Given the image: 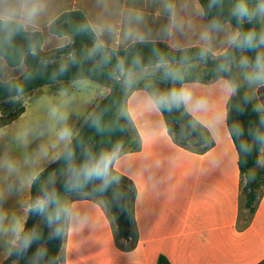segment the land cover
<instances>
[{"label":"crops","instance_id":"0c3cea01","mask_svg":"<svg viewBox=\"0 0 264 264\" xmlns=\"http://www.w3.org/2000/svg\"><path fill=\"white\" fill-rule=\"evenodd\" d=\"M70 13L82 14L94 43L106 49L161 43L175 51L204 49L219 58L241 38L230 23L213 25L198 0H0V20L39 33L40 53L49 56L74 43L72 34L52 29ZM59 56L50 62L67 59ZM177 64L172 66L173 94L214 146L199 152L179 145L151 87L136 85L138 73L149 67L127 75L118 113L131 120L140 147L117 152L113 167L135 188V228L130 239H117L101 202L64 198L67 231L59 264H158L161 257L169 264H264V182L252 213L245 206L239 153L227 123L235 88L227 77L192 81L180 68L177 75ZM162 65L172 68L156 66ZM27 70L24 61L12 67L0 55L1 82L20 79ZM236 71L264 120L259 93L264 82L251 86L249 76L238 74V61ZM41 88L45 92L35 110L22 104L25 111L0 128V264H16L21 258L19 254L12 260L23 248L35 179L59 160L111 92L92 79L56 81ZM39 89L4 103L23 102ZM262 167L264 145L255 169Z\"/></svg>","mask_w":264,"mask_h":264},{"label":"trees","instance_id":"16d2710c","mask_svg":"<svg viewBox=\"0 0 264 264\" xmlns=\"http://www.w3.org/2000/svg\"><path fill=\"white\" fill-rule=\"evenodd\" d=\"M208 20L213 25L232 24L241 34L240 43L232 46L223 56L213 58L204 49L193 48L175 51L161 43L136 44L121 49L119 60L100 55L95 51L92 59L90 50L93 45L91 29L80 13H70L59 18L53 24L56 33L72 34L74 43L67 51L72 56L61 62H50L41 58V36L29 33L16 22L0 20V55L8 65L19 66L23 61L28 66L27 73L20 79L7 82L0 81V104L7 100L23 96L56 81L92 79L111 89L110 94L96 107L80 132L73 138L64 154L43 171L34 181L32 187L31 209L26 229L22 234L23 248L13 254V259L21 253L19 264H59L58 256L65 242L67 231V213L61 199L69 191L87 194L101 202L114 222L117 239H130L136 225L134 201L136 196L132 182L119 174L113 167V173L125 180L119 184L106 167V160L118 150L128 145L125 152L137 150L140 139L131 131V120L121 116L118 108L124 93V79L127 75L159 64L176 62L191 63L195 59H203L206 66L190 80L213 81L227 77L235 88V95L229 102L227 123L231 136L239 153V165L243 177L248 184L243 187L245 206L252 213L259 197V190L264 182V167L255 168L259 164V153L264 145V120L254 106L251 97L235 74V60L239 50L243 49L251 65L258 61L257 49L261 44L262 27L255 17L243 22L234 12V5L242 0H198ZM263 5L264 0H255ZM100 50H108L98 47ZM106 52V51H105ZM230 68V73L227 72ZM124 71L122 77L118 76ZM263 75L264 72L260 71ZM172 72L164 82L165 97L169 107L161 105L157 95L151 90L163 112L168 130L173 139L182 147L205 152L214 146V140L202 130L197 121L184 109L172 90ZM164 84L160 83L162 87ZM264 91V90H263ZM261 91V96L264 93ZM25 108L21 106L15 112L0 111V128L16 120ZM8 113V114H6ZM195 126V129H194ZM189 132L198 140L195 147L179 142L176 133L185 135ZM251 169L255 170L253 177ZM68 174L50 192L41 193L40 182L47 175ZM250 181V182H249ZM47 196L48 202L43 206H35L36 198ZM158 264H169L161 257Z\"/></svg>","mask_w":264,"mask_h":264},{"label":"rangeland","instance_id":"374dc122","mask_svg":"<svg viewBox=\"0 0 264 264\" xmlns=\"http://www.w3.org/2000/svg\"><path fill=\"white\" fill-rule=\"evenodd\" d=\"M235 11L237 13V16L243 21L247 22L250 20H253L255 17L260 21L261 27H262V33H261V44L259 45L257 52H258V61L255 65H251L248 61V58L246 56V53L243 49L239 50L237 55H236V60H235V74H237L236 71V63L238 61V74L244 78V76H249L250 78V84L251 86H256L258 83H263L264 82V75L260 72H264V4L261 5L257 3L255 0H242L238 1L237 6L235 8ZM241 41H239L240 43ZM90 50L92 52V59L95 60L96 55L95 51H97L100 55L108 56L109 58H113L115 60H119L121 58L120 52H122L121 49L119 50H114V49H108V50H100L98 46L93 42V45H91ZM65 54L64 59L70 58L71 51H62L60 52L59 55ZM41 58L45 60H60L62 57L59 55H46V54H38ZM178 63L176 66L175 72L178 73L180 72V69L182 71L184 70L185 73L187 74V77H195L198 76L199 74H202L203 69L205 68L206 64L203 61V59H195L194 62L191 63H182V62H176ZM175 63V64H176ZM252 66L253 68V73H250V67L248 64ZM174 64V65H175ZM173 65V67H174ZM173 67L170 68L169 65H162V66H155V67H149L144 69L143 71L139 72V80L136 82V85H149L151 89L154 91L155 95H157V98L160 102L161 105H167L169 107V101L168 98L165 97V92H164V82H167L169 79V74L172 72ZM180 68V69H179ZM227 72L230 73V68H227ZM124 75V71H121V74L118 75L122 77ZM238 76V75H237ZM125 81V79H124ZM82 82H79V84ZM160 83L164 84L162 87L159 85ZM245 90V89H244ZM264 88H261L259 93L263 91ZM45 92L44 89L40 88L36 93L32 95H26L23 100V102H10V103H2L0 104V111L2 112H15L18 110L23 105L29 106L31 110H35V106L37 104H40L39 97L40 95ZM246 92V91H245ZM247 93V92H246ZM248 94V93H247ZM261 94V93H260ZM249 95V94H248ZM250 96V95H249ZM251 97V96H250ZM252 99V98H251ZM253 101V100H252ZM178 102V101H177ZM178 105L180 104L179 102L177 103ZM255 106V105H254ZM6 113V114H8ZM195 129V126H194ZM175 137L179 139V142L184 143L188 146L195 147L196 145H199L201 143L202 139L196 140L193 135H191L189 132L185 135H181L179 133L175 134ZM130 149L128 145L124 146L122 150L116 151H125ZM115 153V154H116ZM115 154L112 156L108 157L106 160L105 164L107 169L111 172V174L116 178L117 183L119 184H124L126 183L125 180L117 175H115L113 172V159ZM50 167V166H49ZM255 173L254 169H251V176L253 177ZM68 173L65 172V174L61 175H47L45 178L40 182V187L39 190L41 193H46L50 192L53 190L59 183L60 181L67 175ZM250 182V181H249ZM248 184V179L245 177L244 178V188ZM87 194L81 193V192H76V191H69L67 194L64 195V197L61 199L62 205H63V199L65 198V202L73 199V198H85L87 197ZM48 202L47 196L44 197H38L34 200V205L35 206H40L43 207L46 203ZM21 255V253H18V255ZM18 255L14 258L17 259ZM13 260V258H12ZM20 260V259H19ZM17 260V261H19ZM20 262H16V264H19Z\"/></svg>","mask_w":264,"mask_h":264}]
</instances>
